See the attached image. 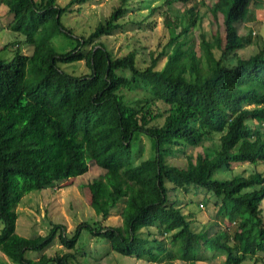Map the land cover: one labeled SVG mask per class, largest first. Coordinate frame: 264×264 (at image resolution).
Listing matches in <instances>:
<instances>
[{"label":"trees","instance_id":"obj_1","mask_svg":"<svg viewBox=\"0 0 264 264\" xmlns=\"http://www.w3.org/2000/svg\"><path fill=\"white\" fill-rule=\"evenodd\" d=\"M86 1L0 0L12 15L11 30L23 31L24 41L33 46L25 54L16 41L8 43L3 48L16 45L13 57L0 58L4 264H75L70 252L47 255L45 250L56 238L62 247L74 249L82 229L109 241L122 255L152 263L196 264L223 254L224 264H264V45L242 57L237 41L238 24L254 21V10L264 0H215L208 11L216 26L209 38L199 34L198 51L192 34L202 18L196 0H163L132 22L152 28L156 21L151 15L164 8L159 13L168 40L156 54L148 52L143 67L137 49L113 56L100 40L123 28L130 0H120L87 34L75 36L62 16L74 5L79 12ZM190 1L194 5L182 12L173 8ZM58 34L74 39L73 47L57 51L51 39ZM243 40L250 45L251 33ZM79 61L87 74L61 68ZM137 133L152 139L155 153L133 164ZM215 135L212 148L195 156L187 152ZM173 155L185 158V165L168 163ZM242 163L254 170L220 176ZM90 164L102 172L88 183L89 205L105 221L122 203L121 225L81 222L66 232L61 224L50 223L44 235L16 233V207L26 193L82 175ZM175 190L189 195L190 203L212 202L214 220L193 230L195 213H184L179 200L170 198L169 191ZM198 192L202 202L195 199ZM26 251L40 255L30 259Z\"/></svg>","mask_w":264,"mask_h":264},{"label":"rangeland","instance_id":"obj_2","mask_svg":"<svg viewBox=\"0 0 264 264\" xmlns=\"http://www.w3.org/2000/svg\"><path fill=\"white\" fill-rule=\"evenodd\" d=\"M37 2L39 0H36ZM68 0H58L59 5H64ZM215 0H196L198 14L201 15V23L199 27L193 29L192 34L195 40V49L199 48V34L209 38L214 26L209 18V7ZM163 0H130L129 11L122 17L121 22L125 24L123 28L110 36H104L100 40L105 43L107 49L113 56H120L132 49L138 50V65L143 67L145 62L149 60L148 52L160 51L168 40V32L162 22L160 11L157 10L151 15V18L156 21L152 28L146 27L141 29L136 22L141 20L150 13L151 8L162 4ZM120 0H88L79 7L80 11L66 13L62 16V21L66 26L72 29L75 36L79 34H87L99 21H103L110 12L119 5ZM194 1L187 4L176 2L173 4L174 9L182 12L185 8L194 5ZM254 21L240 22L238 25L237 41L240 46L238 53L242 57H248L262 45H264V3L261 7L255 10ZM12 20V15L6 12L5 6L0 5V58L10 60L14 55L16 45L22 53L31 54L33 46L26 43L25 34L23 31L11 30L9 23ZM251 33L252 43L247 45L243 38ZM16 41V45H12ZM52 46L57 51L68 50L73 47L74 39L67 38L62 34L55 35L52 39ZM12 43L7 48L4 45ZM167 52L169 48L166 49ZM165 58L162 57L158 62V67H161ZM61 68L75 75H83L89 72L84 61L76 63L61 64ZM30 77V74L27 75ZM133 140V149L130 160L133 164H137L143 159L152 157L155 153L154 143L147 135L135 134ZM215 135L213 139L203 142L201 146L187 148V152L194 156L200 153L205 148H212L218 139ZM170 164L184 166L185 158L178 155L168 156L166 158ZM254 170L250 164H234L231 172L221 177H231L234 175H248ZM102 170L95 164H90L89 170L82 175L70 177L69 179L60 181L54 187H48L41 190L31 191L26 193L16 207L17 220L15 231L17 234L24 237H32L36 234L44 235L50 228V223L61 224L66 232H71L76 225L81 222H87L94 227L104 226H119L121 218L119 215V207L122 203L112 210L107 219L103 221L100 216H97L89 205L88 183L95 177L100 175ZM218 177V176H216ZM167 186H170L167 183ZM170 198H177L183 212H189V209L195 213V219L191 222V227L194 230H200L211 223L214 218L211 216L216 211L212 202L203 204L190 203V196L184 195L179 190L169 191ZM203 193L198 192L195 199L202 202ZM196 200V201H197ZM262 215L264 218V202L261 205ZM218 221V220H217ZM154 230V228H153ZM70 252L75 256V264H186L184 261L174 260L169 263H152L145 260L136 259L134 257L122 255L114 251L109 241L89 233L82 229L78 243L74 249H66L62 247L57 238L54 243L46 248L47 255L55 253ZM39 253L36 251H26L25 256L30 259H37ZM8 261L7 257L0 251V264ZM196 264H224V255L216 254L211 260L198 261ZM243 264H251L250 260H246Z\"/></svg>","mask_w":264,"mask_h":264}]
</instances>
